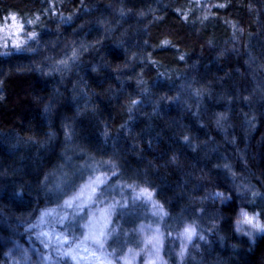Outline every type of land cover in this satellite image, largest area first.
<instances>
[{"label":"clouds","instance_id":"9594fccd","mask_svg":"<svg viewBox=\"0 0 264 264\" xmlns=\"http://www.w3.org/2000/svg\"><path fill=\"white\" fill-rule=\"evenodd\" d=\"M100 2L0 0V264H264V0Z\"/></svg>","mask_w":264,"mask_h":264},{"label":"trees","instance_id":"16d2710c","mask_svg":"<svg viewBox=\"0 0 264 264\" xmlns=\"http://www.w3.org/2000/svg\"><path fill=\"white\" fill-rule=\"evenodd\" d=\"M86 3L88 4H95L97 3V0H86ZM99 8L102 10L104 9V2L101 0L99 3ZM237 11H242V9H237ZM166 26L169 28V30L174 31L177 35L183 37L182 43L187 44L186 51H192L194 48L199 52V42L196 40V38L189 37L187 35V30L184 29L182 26L177 25L174 23L171 17L165 22ZM211 31L219 33V29L213 28ZM153 39H155V33L153 35ZM156 55L163 57L165 60V67L168 68H177L178 70L185 71L189 76H195V75H202L205 72V69L203 67V63L199 69L188 67L184 68V65L180 64L178 61L174 59L176 53L173 52H161L157 53ZM208 59L207 56V49L204 50V62H206ZM188 65H191V59L189 58L187 61ZM214 67L213 69L208 70V74L212 75L214 74ZM148 75H152L151 72L147 73ZM175 78V76L173 77ZM33 88V85H31V82L28 80H21L17 79L11 82L9 86V96L7 101L6 108L0 109V125H2L3 121L6 120H15L16 117L19 116L20 112H22L26 107V103L24 102L26 97L30 94V90ZM7 113V115L5 114ZM115 114V113H114Z\"/></svg>","mask_w":264,"mask_h":264}]
</instances>
